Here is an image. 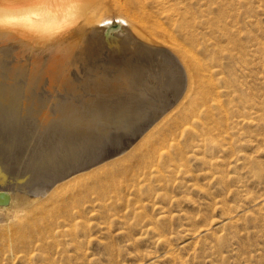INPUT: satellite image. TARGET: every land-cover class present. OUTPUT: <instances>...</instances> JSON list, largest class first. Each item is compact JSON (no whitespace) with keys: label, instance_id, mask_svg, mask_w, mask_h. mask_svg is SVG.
I'll list each match as a JSON object with an SVG mask.
<instances>
[{"label":"bare ground","instance_id":"6f19581e","mask_svg":"<svg viewBox=\"0 0 264 264\" xmlns=\"http://www.w3.org/2000/svg\"><path fill=\"white\" fill-rule=\"evenodd\" d=\"M91 1L0 0V264H117L114 235L213 263L248 222L263 237L245 186L264 178V41L242 40L264 0H112L121 35L83 21ZM81 40L82 74L64 58Z\"/></svg>","mask_w":264,"mask_h":264},{"label":"rangeland","instance_id":"374dc122","mask_svg":"<svg viewBox=\"0 0 264 264\" xmlns=\"http://www.w3.org/2000/svg\"><path fill=\"white\" fill-rule=\"evenodd\" d=\"M111 3H113V4H111ZM90 4H91L90 5L91 7H90V9L88 11L89 12V14H88L89 16L86 15L85 17H81L83 19V21H86V19H87L89 21V23H93L94 22L93 25L98 24V22L102 23L106 27V30H107L106 34H111V31H112V33L116 34L115 30L117 31V35H119V34L121 35L123 33V28L125 27V24L122 25L123 26L122 28L120 27V24H121V21H122L121 20L122 19V15H120L119 11L117 10V5H115V2H113L112 0H92ZM250 5H251V3L249 4V6L243 7V8H245V9L248 8L247 11H250V13H252ZM254 5L257 6L256 3L255 4L252 3L251 7L254 6ZM243 8H241V10ZM254 9L256 11L257 7H254ZM257 11L258 12L260 11L259 12L260 14L262 13L261 10H259V9ZM259 18H261V23L259 24V26L261 28L260 31H255L253 29H250L249 27H246L244 29V31H243V40L242 41H243V43L245 42L244 46H246V48H245L246 50H247V47H248V50H247L248 53L252 49L251 47L248 46L252 42V40L254 42H255L254 39L264 41V17L262 15H259ZM103 25H102V27H104ZM258 32H259L260 35L258 34ZM104 34H105V30L101 31L100 35L97 38V40L103 41L104 40V38H103ZM246 37H248V38H246ZM83 40L79 41L76 44V47L72 48L70 50V52L66 56H64V58L67 61L66 62L67 68H69V70H72V69H75L77 67V65H78L81 74L86 72L88 70V68L93 65L92 61L94 59V58H92V55H91V53L88 50V49H91V48H87L89 45H85L86 47L81 48L80 45H81V42H83ZM86 41L87 40H85V42ZM246 44H248V45H246ZM101 48H103V47H101ZM131 49L135 50L137 48H133L132 47ZM133 50L124 51V48H123V52H125V53H122V55L120 56V59L123 58L122 59V61H123L122 63H124V60L127 63H129V60L133 61L134 58H136V55L138 57V55L141 52V48L139 49L140 51L139 50L138 51L137 50L133 51ZM102 53H103V51L101 50V51H99L98 54L101 56ZM126 53H127V55L129 57H127ZM142 54L145 55V53H142ZM22 55L27 57L28 59L31 57L29 53H28V55H26V54H22ZM100 56H99L98 59H101L102 62H104L103 61L104 57H100ZM11 57L15 59L16 56H11ZM126 57L129 58L128 61H127ZM38 62L40 64L43 63V59H41V58L38 59ZM102 62L99 61V63H97V65L99 64L98 66H100V65L102 66V64H103ZM100 63H102V64H100ZM84 66H85V69H84V72H82L81 68L84 67ZM100 70H102V69H100ZM262 154H264V153H261L260 159L264 160V156ZM255 182H257L258 184L255 183ZM245 189H247L251 193V195H253L254 197L257 196L256 198H259L257 201H262L264 199V193H263L264 192V178L261 179V180L254 179L253 181L249 182V184H247L245 186ZM250 189H254L255 191L257 190L256 192H260V193L259 194L256 193L257 195H255V192L252 193L254 190L251 191ZM261 193H262V195H261ZM192 198L196 199V200L197 199L200 200L199 198H201V197L199 195H193ZM182 208L184 210H186L187 213H189L191 211V207L190 206L183 205ZM262 212L264 213V205L262 206ZM177 224L179 225V223H177ZM247 226H248V228H247L248 230L247 231L250 232V233H249L248 236H245V237L241 238V240L244 243L242 241H240V242L243 243V244H241L242 248H240L239 251L237 253H235V254H231V253L225 251V249H223L222 252L221 251L218 252L216 250L215 254H213V256H214V262L213 263H211V261L208 260V258L206 260V255L210 253V251L206 250V249L205 250L204 249L196 250L195 251V258L193 257V255H192L193 252L191 250L182 251L181 256H184V258L186 257L185 258L186 264H204V263L205 264H245V263L242 262V259H243V257H245L247 255L246 254L247 251L252 250L253 248H255L257 246L261 247L262 249L264 248V236L261 237V236H258L256 234H254L253 231H252V228H251L252 224L250 222L247 223ZM261 226L258 229L262 230L264 232V225H261ZM112 234H115V233H112ZM114 237H115V242L117 243V247L121 249V251L118 253L119 257H118V263L117 264H136V263L149 264L148 260H149V258H151L153 256L158 258V261L155 264H166L168 262V261L163 260V259L158 257V256H160L162 254L163 248H160V246H154V244H152L151 240L148 237H145L143 239V241H136V242L135 241H131L129 245H126V242L124 241L122 236L114 235ZM186 239H187V236H185L184 233L179 232L177 234V236H175L173 244H174V246H178V245L182 244V242L186 241ZM243 239H245L246 242ZM120 240H121V242H120ZM261 242H262L263 245L261 244ZM245 243H247V244H245ZM242 249H246V250L245 251L243 250V252H242ZM99 250L100 249H98V251ZM263 251H264V249H263ZM99 252H100V256H102L101 251H99ZM238 253L239 254L242 253L240 258L237 256ZM259 257H257L255 259V261L253 263L252 262L251 263L252 264H255V263L256 264H264L263 252H262V255L259 256ZM188 258L192 259V260L189 261ZM99 263L100 264H104V263L107 264L106 262H103L102 259L98 262V264ZM167 264H170V263H167Z\"/></svg>","mask_w":264,"mask_h":264}]
</instances>
